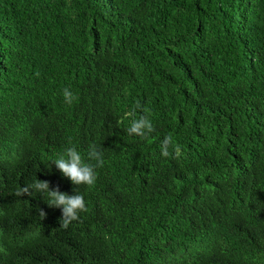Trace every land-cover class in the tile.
<instances>
[{
  "label": "trees",
  "instance_id": "1",
  "mask_svg": "<svg viewBox=\"0 0 264 264\" xmlns=\"http://www.w3.org/2000/svg\"><path fill=\"white\" fill-rule=\"evenodd\" d=\"M36 179L88 211L61 228ZM0 264H264V0H0Z\"/></svg>",
  "mask_w": 264,
  "mask_h": 264
},
{
  "label": "clouds",
  "instance_id": "2",
  "mask_svg": "<svg viewBox=\"0 0 264 264\" xmlns=\"http://www.w3.org/2000/svg\"><path fill=\"white\" fill-rule=\"evenodd\" d=\"M63 97L65 103L71 105L77 97L68 89H63ZM141 108L139 100L136 101L129 116L132 117L129 127L126 129L128 135L139 136L146 138L155 129L150 119L147 116L141 115L136 118V110ZM144 112L148 109L144 108ZM67 146L63 154L57 158L52 159L56 169L62 174L63 177L71 181L75 186L86 185L91 187L95 184L97 174L95 169L103 167V153L97 149L95 145H89L87 157L89 161H96L95 164L85 162L82 158L81 153L77 150L76 146L72 143L71 138L68 141ZM170 147H174L175 156L179 157L181 150L178 145H173L171 135L166 136L161 142V154L165 157L170 156L172 153L169 151ZM34 193H40L46 195L47 199L45 202L50 208H59L61 210L60 227L67 228L72 221L79 219V213L87 212L88 208L84 197L76 193L68 194L67 192L61 191L59 186L52 188L50 187V181L36 179L31 185H26L17 188L14 195L21 197L23 195L32 196ZM39 215L44 218L47 213L43 209H39Z\"/></svg>",
  "mask_w": 264,
  "mask_h": 264
}]
</instances>
